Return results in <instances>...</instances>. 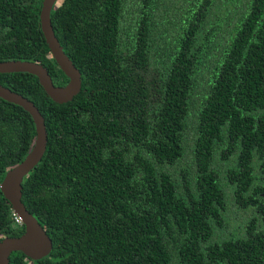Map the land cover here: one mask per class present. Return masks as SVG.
<instances>
[{
    "label": "trees",
    "instance_id": "obj_1",
    "mask_svg": "<svg viewBox=\"0 0 264 264\" xmlns=\"http://www.w3.org/2000/svg\"><path fill=\"white\" fill-rule=\"evenodd\" d=\"M42 2L0 0V62L38 63L64 87ZM50 20L82 86L58 104L36 76L0 75L47 132L21 201L52 249L9 264H264V0H58ZM35 137L0 98V185ZM229 191L257 215L214 242ZM12 213L0 190V241L24 233Z\"/></svg>",
    "mask_w": 264,
    "mask_h": 264
},
{
    "label": "water",
    "instance_id": "obj_2",
    "mask_svg": "<svg viewBox=\"0 0 264 264\" xmlns=\"http://www.w3.org/2000/svg\"><path fill=\"white\" fill-rule=\"evenodd\" d=\"M58 0H43L40 10V27L51 55L59 69L68 78V84L57 87L48 71L35 62L6 61L0 62V75L10 73H28L38 78L39 84L47 96L55 103L70 102L80 91L82 79L80 72L64 54L57 41L52 26L51 12ZM0 98L22 107L31 116L36 131L34 145L27 157L16 167L7 172L0 190L4 198L11 204L12 211L22 220L24 233L18 238H5L0 241V264H9L13 252H21L32 260L46 257L52 249V242L38 221L26 210L21 201L23 178L40 162L43 157L47 132L44 119L35 105L28 99L11 92L0 85Z\"/></svg>",
    "mask_w": 264,
    "mask_h": 264
},
{
    "label": "rangeland",
    "instance_id": "obj_3",
    "mask_svg": "<svg viewBox=\"0 0 264 264\" xmlns=\"http://www.w3.org/2000/svg\"><path fill=\"white\" fill-rule=\"evenodd\" d=\"M187 132H191L189 129ZM219 156L217 155V160ZM224 164V162L222 161ZM225 165H227L225 163ZM186 170H189V166H185ZM260 182V177H258ZM262 182V180H261ZM256 216L254 210H244L239 208L231 197V192H227V205L222 212V226L214 228V242H221L224 240L240 239L244 237L246 228L251 221L252 217Z\"/></svg>",
    "mask_w": 264,
    "mask_h": 264
},
{
    "label": "built area",
    "instance_id": "obj_4",
    "mask_svg": "<svg viewBox=\"0 0 264 264\" xmlns=\"http://www.w3.org/2000/svg\"><path fill=\"white\" fill-rule=\"evenodd\" d=\"M13 221L17 226H23L22 220L15 213H12Z\"/></svg>",
    "mask_w": 264,
    "mask_h": 264
},
{
    "label": "flooded vegetation",
    "instance_id": "obj_5",
    "mask_svg": "<svg viewBox=\"0 0 264 264\" xmlns=\"http://www.w3.org/2000/svg\"><path fill=\"white\" fill-rule=\"evenodd\" d=\"M262 180V182H261V186L262 187H264V177H260V181ZM251 210V209H250ZM254 212H255V210H254ZM256 213V212H255ZM257 215V214H256Z\"/></svg>",
    "mask_w": 264,
    "mask_h": 264
}]
</instances>
